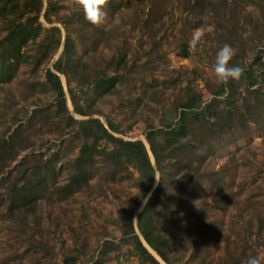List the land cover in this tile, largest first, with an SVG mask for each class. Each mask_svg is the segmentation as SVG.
I'll return each mask as SVG.
<instances>
[{
    "label": "rangeland",
    "instance_id": "rangeland-1",
    "mask_svg": "<svg viewBox=\"0 0 264 264\" xmlns=\"http://www.w3.org/2000/svg\"><path fill=\"white\" fill-rule=\"evenodd\" d=\"M60 1L63 4L61 11L67 12L72 0ZM150 1L122 0L114 10L106 7L101 24L106 39L99 40L95 46L87 35L81 38L73 36V39L76 50L84 54L90 66L106 67V60L119 50L124 52L126 66L119 70L121 74L115 83V92L97 97L86 107L93 110L89 116L98 117L105 125V119L109 118L117 128L115 135L141 139L154 165L144 131L149 125L159 127L174 121L180 108L179 100L185 98L189 88L199 93L200 105L214 96L219 107L224 98L232 102L244 95L252 100L247 89L259 86L264 107V70L254 69V77L249 84L243 77L231 81L235 92L222 94H215L218 83L211 70L215 54L224 44L235 49L236 54L230 64L236 60L238 65L246 66L255 54L264 59V12H261L264 3H244L246 8L238 14L240 25L236 27L237 33L227 36L224 35L227 29L215 19L211 9L199 15L200 19L191 18L182 7L184 0H160L159 15L146 22L145 12ZM247 13L251 20L244 17ZM39 20L45 26L58 25L63 39L61 24L46 22L41 16ZM197 30L202 33L203 46L193 50L188 42ZM2 33L0 26V35ZM231 40L233 44L229 43ZM182 45L185 46V54ZM33 46L35 42L24 45L28 61H22L11 79L0 84V138L9 137L33 107L44 106L54 100L52 89L42 83L43 68L51 65L61 43L35 71L31 70ZM106 70L111 72L110 66ZM59 77L66 111L56 114L58 123L51 118L57 110L56 105L52 106V112L47 111L48 114L39 116V120L35 119L27 127L26 145L17 149L14 157L0 161V194L3 197L5 193L7 196L13 176L19 174L21 166L18 159L21 157L27 161L24 177L32 171L33 163L41 169V164L47 163L54 173L53 179H46V191L38 197L35 212L25 218L26 224H18L15 219L5 216L4 203H0V263L71 264L64 261L68 256L72 257L73 264H91L101 256L103 264H142L129 237L125 236L127 240L121 238L118 226L119 216H127L130 211L132 223H135L137 211L146 197L135 206L136 186L133 181L137 171L134 167L128 165L130 173L119 169L126 175L120 180H104L98 168L89 179L91 188L74 191L63 198H57L50 190L52 182L59 184L65 181L67 165L80 140L79 137L71 138L68 127L62 126L71 104L65 77L61 73ZM33 81L34 86L28 85ZM69 85L78 91L77 77L71 78ZM71 115L76 118L87 116ZM234 122L229 133H223L199 147V151L205 154L203 167L220 168L224 188L234 191V195L224 211L211 208L209 183L201 181L198 204L206 208L207 218L217 223L218 230L213 238L196 243L193 248L183 247L185 242L179 238L177 246L183 249L177 253L169 252L174 264H203L207 261L208 264H217L219 256L228 259L234 256L243 262L249 256H257L264 264V109L258 108L253 119L246 117L243 124ZM60 130L64 133L59 135ZM98 145L109 146L103 141ZM185 159L183 157L181 162ZM97 164L100 166V161ZM22 178L16 184L19 185ZM106 247V252L100 254ZM147 247L161 264H167Z\"/></svg>",
    "mask_w": 264,
    "mask_h": 264
},
{
    "label": "trees",
    "instance_id": "trees-1",
    "mask_svg": "<svg viewBox=\"0 0 264 264\" xmlns=\"http://www.w3.org/2000/svg\"><path fill=\"white\" fill-rule=\"evenodd\" d=\"M161 2L150 1L145 12L146 22L159 15ZM256 2L264 3V0H184L182 7L187 10L186 14L197 19H200L199 15H204L211 9L215 19L227 29L224 35L230 36L237 33L236 27L240 25L238 14L246 8L243 4ZM121 3L122 0H108L107 8L114 10ZM62 7L60 0H0V26L3 29L0 35V84L8 82L19 64L27 60L23 50L26 43L35 42L32 56L30 55L32 71H35L44 59H49L61 43L60 51L51 65L43 68L42 83L52 89L54 100L44 106L33 107L24 121L18 122L9 137L0 138V161L3 158L14 157L17 149L26 145L25 141L29 136L26 132L27 127L31 126L35 119L39 120L41 118L39 116L48 114L47 111L56 105L57 110L51 118L58 123L56 114L65 109L64 90L59 77V73L63 74L72 110L74 113L87 116L76 118L68 111L65 113L62 126L68 127L67 131L71 138L79 137L80 140L75 155L67 165L65 181L59 184L52 182L50 190L57 198H63L74 191L91 188L89 179L98 168L101 169L100 176L104 180H120L126 175L119 169L130 173L128 165H131L137 171L133 181L136 186L135 206L145 196L148 197L149 193L151 196L146 204L143 202L139 207L134 224L130 216L131 211L127 216H119L121 238L127 240L125 236L129 237L142 264H161L142 241L162 261L174 264L169 252L177 253L183 247L193 248L196 243L213 238L218 230L217 223L207 218L206 208L198 204L201 181L209 183L211 208L224 211L234 195V191L224 188L220 168L203 167L205 154L199 151V147L223 133H229L235 123L234 120L243 124L246 117L253 119V114L258 108L264 109L261 104V88L258 86L247 89V94L252 100L245 98L244 95H240L238 101L235 99L232 102L224 98L223 104L219 107L216 105L218 99L214 96L200 105L199 93L189 88L185 98L179 100L180 108L174 121L165 122L159 127L149 125L144 131L154 167L147 147L141 139H125L115 135L117 128L109 118L105 119V125L98 117L89 116L93 110L86 107L97 97L115 92V83L121 74L119 70L126 66L124 52L119 50L112 55L105 61L106 67L90 66L84 54L76 50L73 36L81 38L87 35L95 42L93 44L95 46L99 40L106 39L105 29L101 25L94 26L87 22L83 11L69 8L64 12L61 11ZM261 12L264 10L261 9ZM39 16L46 22L56 21L61 24L63 39L61 40L58 25L45 26L39 20ZM247 16V19L251 20L248 13L244 15L245 18ZM148 36L152 38V34L149 33ZM229 43L233 44V40ZM182 50L185 54L184 45ZM230 65L238 64L234 60ZM109 66L111 72L106 70ZM241 66L244 68L242 77L249 84L254 77V69L264 70V59L255 54L246 66ZM73 77H77L78 91L69 85V80ZM34 83L35 81L29 82L28 85L34 86ZM225 91L235 92L231 80L227 84H218L215 94H222ZM63 133L64 130L59 131V135ZM101 141L109 146H99ZM183 157L186 159L182 163ZM98 161L101 163L100 166L97 164ZM26 162L24 157L18 159V165L21 166L19 174L13 176L7 196L6 193L4 197L0 194V203L3 202L5 206V216L15 219L18 224H26L25 218L35 212L38 197L46 191V179L54 178V173L47 163L41 164L42 169L33 163L32 171L24 177ZM155 170L158 171V180L154 184ZM21 176L23 181L18 185L16 182ZM179 238L185 242L181 249L177 246ZM106 250L107 247L103 248L100 254ZM64 261L73 264L72 257L66 256ZM208 263L207 261L203 264ZM216 263L243 264V261L234 256L229 259L219 256ZM91 264H103L101 256L95 258Z\"/></svg>",
    "mask_w": 264,
    "mask_h": 264
},
{
    "label": "clouds",
    "instance_id": "clouds-1",
    "mask_svg": "<svg viewBox=\"0 0 264 264\" xmlns=\"http://www.w3.org/2000/svg\"><path fill=\"white\" fill-rule=\"evenodd\" d=\"M108 0H72L70 7L80 9L84 13L85 20L94 26H100L105 18L104 9L107 7ZM189 48L196 50L203 46L202 33L197 30L188 42ZM235 49L229 44H224L215 54V60L211 65L212 73L218 84L223 85L231 81H238L244 72V68L240 65H230L235 55ZM144 198V203L150 198ZM243 264H261V260L257 256H249Z\"/></svg>",
    "mask_w": 264,
    "mask_h": 264
},
{
    "label": "water",
    "instance_id": "water-1",
    "mask_svg": "<svg viewBox=\"0 0 264 264\" xmlns=\"http://www.w3.org/2000/svg\"><path fill=\"white\" fill-rule=\"evenodd\" d=\"M70 113L71 114H74V111L72 110V108L70 109ZM154 167H155V165H153ZM155 172H156V179H155V181L158 179V172L155 170ZM141 238V237H140ZM142 240V239H141ZM143 242V244L145 245V243H144V241H142ZM146 247H147V245H145ZM148 248V247H147Z\"/></svg>",
    "mask_w": 264,
    "mask_h": 264
}]
</instances>
